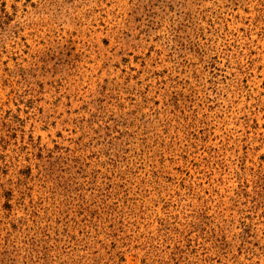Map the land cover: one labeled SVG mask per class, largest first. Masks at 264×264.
<instances>
[{
    "label": "rangeland",
    "instance_id": "obj_1",
    "mask_svg": "<svg viewBox=\"0 0 264 264\" xmlns=\"http://www.w3.org/2000/svg\"><path fill=\"white\" fill-rule=\"evenodd\" d=\"M0 264H264V0H0Z\"/></svg>",
    "mask_w": 264,
    "mask_h": 264
}]
</instances>
